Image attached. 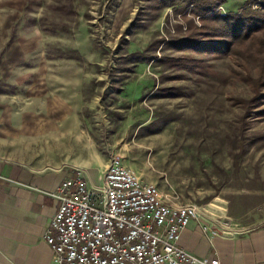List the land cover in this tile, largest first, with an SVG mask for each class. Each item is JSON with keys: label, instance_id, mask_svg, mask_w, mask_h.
Here are the masks:
<instances>
[{"label": "rangeland", "instance_id": "1", "mask_svg": "<svg viewBox=\"0 0 264 264\" xmlns=\"http://www.w3.org/2000/svg\"><path fill=\"white\" fill-rule=\"evenodd\" d=\"M187 5L0 0V154L45 167L78 162L95 186L120 156L163 201L196 207L220 234L264 230V113L246 110L253 92L233 57L170 45L202 27ZM134 52L146 60L131 62ZM184 56L205 59L211 74L187 69ZM55 117L72 130L56 156L48 131L57 127L38 132Z\"/></svg>", "mask_w": 264, "mask_h": 264}, {"label": "built area", "instance_id": "2", "mask_svg": "<svg viewBox=\"0 0 264 264\" xmlns=\"http://www.w3.org/2000/svg\"><path fill=\"white\" fill-rule=\"evenodd\" d=\"M101 180L89 187L78 172L58 186L45 235L52 264H222L179 244L181 231L200 217L196 207L155 200L158 187L132 179L120 156L109 159ZM203 230L220 234L207 224Z\"/></svg>", "mask_w": 264, "mask_h": 264}, {"label": "crops", "instance_id": "3", "mask_svg": "<svg viewBox=\"0 0 264 264\" xmlns=\"http://www.w3.org/2000/svg\"><path fill=\"white\" fill-rule=\"evenodd\" d=\"M57 118L49 119L44 128L42 124L38 127L44 135L57 127L56 131H48L54 136V141L49 138L48 148L55 156L61 154L64 140L72 134ZM68 164L70 167L62 163L45 167L0 154V264H52L45 235L59 205L54 194L62 181L78 173L75 168L84 166L70 160ZM98 175L102 179L103 174ZM82 176L89 187L95 186L90 170ZM203 225L200 218L194 219L181 231L179 244L190 253L217 257L222 264L264 262L263 229L249 233L229 231L231 236L225 231L212 235L203 230Z\"/></svg>", "mask_w": 264, "mask_h": 264}, {"label": "trees", "instance_id": "4", "mask_svg": "<svg viewBox=\"0 0 264 264\" xmlns=\"http://www.w3.org/2000/svg\"><path fill=\"white\" fill-rule=\"evenodd\" d=\"M165 2L166 0H158ZM227 0H189L193 14L200 17L202 24L198 32L170 42L177 50L211 54L216 57L230 56L244 70L240 78L252 89L253 95L245 100L246 110L257 109L264 113V0H247L238 11L224 13L221 10ZM185 6V8L189 7ZM196 28V27H195ZM131 62L145 61L139 53L128 57ZM182 63L187 69L203 75L211 74L205 59L184 56ZM175 61V59H170ZM181 61V59H179ZM256 67V74L252 72Z\"/></svg>", "mask_w": 264, "mask_h": 264}, {"label": "bare ground", "instance_id": "5", "mask_svg": "<svg viewBox=\"0 0 264 264\" xmlns=\"http://www.w3.org/2000/svg\"><path fill=\"white\" fill-rule=\"evenodd\" d=\"M129 172H132V179H141L138 175H136V174H135L133 171H131L130 169H129ZM155 200H157V201H163V200L161 199V197L159 196V193H155ZM169 206L172 207L173 209H181L180 206H174V205H171L170 203H169Z\"/></svg>", "mask_w": 264, "mask_h": 264}, {"label": "water", "instance_id": "6", "mask_svg": "<svg viewBox=\"0 0 264 264\" xmlns=\"http://www.w3.org/2000/svg\"><path fill=\"white\" fill-rule=\"evenodd\" d=\"M227 235H230V236H231V235H232V233H231V232H228V233H227Z\"/></svg>", "mask_w": 264, "mask_h": 264}]
</instances>
